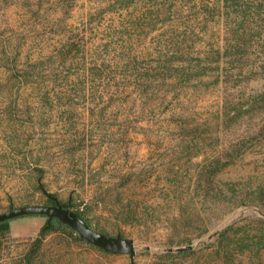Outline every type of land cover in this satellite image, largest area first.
<instances>
[{"label": "rangeland", "instance_id": "rangeland-1", "mask_svg": "<svg viewBox=\"0 0 264 264\" xmlns=\"http://www.w3.org/2000/svg\"><path fill=\"white\" fill-rule=\"evenodd\" d=\"M236 2L183 14L187 31L178 29L172 48L191 69L184 82L167 72L177 82L169 90L73 87V74L12 103L0 85V213L54 204L45 189L95 229L136 245L131 256L51 231L31 264H264V0ZM92 4L105 3L76 1L70 24ZM117 8L106 6L114 38ZM52 23L47 2L0 0V40L22 42L23 56H47L60 37ZM164 26L147 38L152 48L174 38ZM49 220L11 219L0 264H25Z\"/></svg>", "mask_w": 264, "mask_h": 264}, {"label": "trees", "instance_id": "trees-1", "mask_svg": "<svg viewBox=\"0 0 264 264\" xmlns=\"http://www.w3.org/2000/svg\"><path fill=\"white\" fill-rule=\"evenodd\" d=\"M33 1L38 7L42 2H47L53 7V31L57 35L60 34V37L47 52V56L41 52L35 54L36 50L23 56L22 42H12L7 36L1 38L0 85L1 89L4 88L1 91V99L10 100L12 103L18 102L22 92L28 87L41 89L66 85L73 74L76 77V81L71 82L73 87L93 86L103 91L112 88L116 94L125 92L131 86L140 85L144 93L146 89L159 88L161 85L167 87L165 90H169V87L177 84L174 72L184 82L188 80L186 77L191 69V60L184 59L181 54L178 55V50L172 48L177 44L176 32L181 33L178 29L183 28L182 33L187 31L188 21L183 19V14L195 7L217 8L220 5V0H100L105 4H92V12H88L86 18L74 25L75 23L69 22V14L71 7L78 0ZM235 2L240 3L241 0H223L225 5H233ZM108 4L114 7L118 5L117 13L121 20L116 26L117 38L107 34L111 25L106 24V15L113 13L106 10ZM166 24L169 25L167 27L174 28V38L164 40L159 49H156V46L152 48V45L146 42L147 38L152 34L154 36L156 31L165 30L162 28L166 27ZM135 32H138L136 37ZM158 36L161 37V33ZM154 51L159 53V56L153 55ZM151 60H155V64ZM69 70L75 72L70 73ZM121 70L129 73L120 74ZM170 71L173 73L167 74ZM127 75L133 77V80L126 82ZM178 84L180 85L181 81L178 80ZM152 91L154 92V89ZM259 97L264 98V93H259ZM162 98H165V95ZM50 202L54 203L51 200ZM10 220L0 222V233L9 229ZM51 231L72 235L77 240L88 243L70 226L53 217L42 227L24 256L25 264L32 263L44 238Z\"/></svg>", "mask_w": 264, "mask_h": 264}, {"label": "water", "instance_id": "water-1", "mask_svg": "<svg viewBox=\"0 0 264 264\" xmlns=\"http://www.w3.org/2000/svg\"><path fill=\"white\" fill-rule=\"evenodd\" d=\"M43 191L48 198L54 201V204H30L13 207L0 213V222L30 214L46 215L48 219L56 217L76 231L82 239L105 251L131 256L136 253V245L133 239L123 237L120 234L113 236L95 229L79 213L61 204L57 196L45 189ZM186 248L191 249L192 246Z\"/></svg>", "mask_w": 264, "mask_h": 264}]
</instances>
